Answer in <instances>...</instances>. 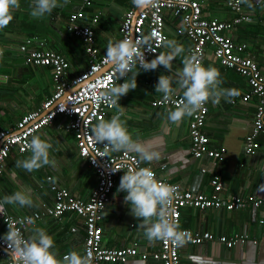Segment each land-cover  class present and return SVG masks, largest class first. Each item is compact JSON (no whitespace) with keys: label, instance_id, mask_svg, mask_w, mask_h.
<instances>
[{"label":"crops","instance_id":"1","mask_svg":"<svg viewBox=\"0 0 264 264\" xmlns=\"http://www.w3.org/2000/svg\"><path fill=\"white\" fill-rule=\"evenodd\" d=\"M111 1L95 0L92 4L93 13L98 12L101 16H106L109 15L108 10L113 9V13L118 16L117 20L121 24L122 14L124 10L132 6V0L131 5H127V7L125 6L126 3L119 6L112 4L111 6ZM257 1L259 2L258 4ZM257 1L250 0L252 7L242 3L243 13L249 15L251 20L234 25L230 30L225 31V34L231 36L235 41L247 43V53L255 58L260 71L264 75V0ZM78 2L80 3L81 0H67L65 5L72 4L75 7ZM61 3L64 4L62 1ZM202 14L207 18L216 17L224 20H230L235 15L227 7L226 0H205ZM166 19L170 28L174 31V25L179 20H174L170 16H166ZM65 21L63 22L65 23ZM106 28L107 30L109 29L107 26ZM98 29L100 30L97 35L100 39L99 42H102L103 46L106 47L104 49L106 51L108 44L103 39L106 36L109 37L106 34L110 32V29L108 31L104 30V28ZM169 29H167V34L169 39H171L173 36ZM174 37L178 39L179 44L182 43L185 50L183 56H186L190 42L184 36L174 34ZM26 38L32 37L27 34L16 35V30L2 32V34L0 32V47L2 48L1 43L16 42L18 50V46ZM36 38L44 41L45 46H47V41L44 38L38 36ZM109 38L112 41V38ZM56 40L58 44L62 43V47L59 44L61 49H58V51L50 49L65 55L70 64V74L74 75L82 71L86 67V56L83 53L84 44L82 40L76 36H74L73 40L69 39L68 36H60V39L57 38ZM248 40L252 41V45H250ZM79 44L82 45L81 52L83 54L76 53L79 52ZM74 48V56L67 57L66 55L70 53L69 50ZM162 49L161 52L168 51L165 47H162ZM82 56L85 57L82 58ZM153 58L155 56L151 59ZM181 60L182 57L174 59L170 72L163 66H158L155 70H141L136 77L137 87L119 100L120 106L116 109L123 113L120 118L125 122V126L130 132L134 143L160 153L159 158L151 163L140 160L141 163L154 169L158 175L168 182L177 183L193 192H203L210 195L212 191L210 179L217 175L223 183L219 195L224 199H228L233 194L240 196L252 194L264 197V191L258 190V186L264 184V138L261 139V146L254 154H246L243 151V139L252 123L256 102L254 97L248 102H243L239 99V96L247 90V82L243 76L232 69L222 66L220 62L212 58L211 54H208L202 62L205 67L211 66L219 70L220 78L223 81L221 84L222 88L236 89L239 93L232 98L235 102H226L222 98L219 103H212L211 101L207 103L208 114L204 131L208 135L211 145L225 147V154L222 160H198L194 158L189 149L188 125L190 117L186 116L179 124H174L167 119L169 110L165 111L151 106V100L162 94L155 91V85L161 74L172 77L174 80V92L182 95V90L175 83V74L177 70L183 67ZM17 61L18 63H16ZM3 64L5 68H11L12 74L8 75L4 67H1L0 110L6 106L11 108L16 103L14 99H11L12 91L15 88L14 83L24 82V78H27L26 84L31 87L33 97L39 93V88L41 89L42 87H44L45 97H48L52 92L53 84L50 83V69L48 70L49 75L46 73V69L34 67L33 65L30 68L35 73L24 70L23 67L26 64L20 52L18 55L11 53V55L3 57L0 66H3ZM74 64H76V67H73ZM41 74L45 75L47 81L39 82L37 76ZM128 78H131V73ZM34 104L35 101L32 99V104L15 119L4 121L0 119V128L14 130L21 116L27 111L36 108ZM113 115L111 113L107 114L104 120L111 119ZM61 121H63V118L58 116L48 128L37 133V136L52 145L50 159L55 161L54 167L46 165L38 173L27 172L22 168H17L16 161L28 157L30 155L29 152L20 154L14 150L6 159L3 174L0 177L1 199L5 195H11L18 190H30V195L34 201V205L31 208L5 205L9 212L28 213L50 205L52 203V193L46 180V176L50 174L54 176L61 186L67 187L74 195L85 198L89 196L91 188L96 182V175L92 168L78 157L73 135L61 128ZM129 152L136 154L139 158L135 151ZM65 153L69 159L66 158ZM74 160L75 163H71ZM202 168H205V171H202ZM12 170L14 171L12 172ZM123 174L124 171H120L115 176L110 202L103 211L101 221L103 245L109 248L136 245L141 250H155L160 241L149 242L146 239L144 229L139 226L141 221L130 214V207L124 203L126 193L117 191ZM5 175L8 178L1 183V178ZM74 220H77V222L74 223ZM80 221L81 219L74 214H67L62 221L42 218L36 220L35 225L29 227L27 235H31L33 227L44 228L55 241L53 251L56 252L58 258H62L63 255L73 250L82 255V239H78L77 233L70 231V227ZM77 225L79 226V224ZM179 226L201 232L210 231L216 236L226 235L229 237L234 234L246 236L243 242L238 241L234 245L229 246L211 240H205L199 244L185 243L182 247H179L181 264H264V206L247 205L238 209L218 206L200 210L187 206L181 209ZM0 264H4L1 259ZM101 264L112 263L103 262ZM120 264L156 263L152 259L142 260L139 256H134L130 257L125 263Z\"/></svg>","mask_w":264,"mask_h":264},{"label":"built area","instance_id":"2","mask_svg":"<svg viewBox=\"0 0 264 264\" xmlns=\"http://www.w3.org/2000/svg\"><path fill=\"white\" fill-rule=\"evenodd\" d=\"M95 0H81L84 6L92 5ZM205 0H147L144 9L136 14L137 7L132 6L124 10L122 22L119 27V40L131 39L137 43L143 37L150 36L151 49L146 45H139V50L149 60L157 56L163 47V41L168 39L165 31V18L170 16L179 20L174 25V33L184 36L190 43L186 56L196 58L200 64L210 53L213 59L220 62L226 68L236 71L247 82V90L239 96L243 102L256 98L255 109L249 131L243 139V151L246 154H254L261 146V138H264V75L259 69L255 58L246 51L247 43L235 41L225 31L243 21H250L251 17L242 11L240 0H226L227 7L235 13L230 20L207 18L202 10ZM257 1V0H256ZM259 2L257 1V4ZM81 11L68 14L65 26L74 36L80 38L84 44L87 66L80 72L71 75L70 64L66 57L45 46L44 41L36 37L26 38L19 46L24 63L33 66H48L50 69L53 90L38 107L29 110L11 130L0 128V177L3 174L5 161L12 151L20 154L28 153V142L33 135L44 131L54 120L61 116V128L73 135L77 146V154L87 166L93 168L96 182L91 188L87 198L74 195L71 190L61 186L53 175H47L48 188L52 193V203L28 213H11L5 206L4 214H0V259L4 264H10V257L5 251L6 243L2 237L7 231L5 219L16 222L24 220V224H17L25 238L27 230L31 226L29 218L36 220L51 218L62 221L67 214L78 216L83 224L85 236L82 241V255L92 254V264L108 262L112 264L125 263L130 257L139 256L142 260L152 259L156 264H181L179 247L170 240H160L158 247L152 251L141 250L136 245H128L117 248H109L103 245L101 225L103 211L110 202V196L115 184V176L120 171H127L129 167H149L141 163L138 156L132 152H112L110 156H104L105 146L95 143L91 134L92 127L107 114L116 115L117 106H109L99 100L102 91L112 84L123 83L126 77L118 79V73L110 63L105 62L106 51L100 54L99 47L94 46V30L89 24L78 22ZM97 15L92 18L91 24L96 22ZM0 62L4 57V50L0 47ZM130 74V73H129ZM128 74V75H129ZM129 77V76H128ZM73 88V89H72ZM183 99V95L174 92L169 100H165L163 94L152 100V106H159L165 110L174 109ZM235 102V100H231ZM208 114L207 103L189 118L190 152L194 158L222 160L225 147H215L210 144V139L204 131L206 116ZM151 168V167H150ZM120 169V170H117ZM152 169V168H151ZM116 170V171H115ZM154 171V169H152ZM205 171V168H202ZM155 172V171H154ZM156 178L176 188L174 199L170 205V217L179 224L181 209L187 206L197 209L208 207H226L228 209L244 208L247 205L255 207L264 206V197L252 194L240 196L230 195L228 199L220 197L223 183L219 176L214 175L210 179L211 194L193 192L181 187L177 183L168 182L156 172ZM42 187V185H40ZM0 200L1 191H0ZM189 234L186 243L199 244L205 240L218 241L226 245H234L238 241L243 242L245 235L233 236L214 235L210 231H195L179 226ZM72 233L77 231L76 225L70 227Z\"/></svg>","mask_w":264,"mask_h":264},{"label":"clouds","instance_id":"3","mask_svg":"<svg viewBox=\"0 0 264 264\" xmlns=\"http://www.w3.org/2000/svg\"><path fill=\"white\" fill-rule=\"evenodd\" d=\"M146 2L147 0H133V3L138 6ZM240 2L252 7L250 0H240ZM63 3L66 4L67 0H63ZM62 6L61 0H31L29 15L33 19H42L57 7ZM19 8L20 0H0V29L9 25L14 18L15 10ZM151 40L152 37L146 36L137 43L127 38L115 42L109 41L105 62L112 65L118 73V79L122 77L126 79L123 83L112 84L102 91L99 95L100 101L119 108L120 98L137 87L136 77L141 70H155L158 66H163L170 72L172 62L177 57H182L183 67L177 70L175 83L182 90L183 99L172 110L160 108L168 111L167 119L170 122L179 124L184 117L192 116L209 101L219 103L223 98L226 102H231L232 98L239 94L236 89L221 87L223 81L218 69L203 66L196 61L195 57L183 56L184 47L175 39L163 41V47L168 49L167 52H160L150 61L146 60L144 53L139 50V45H146L148 49L155 52L151 49ZM129 73H131L130 79L128 78ZM173 82L172 77L161 74L155 85V91L162 93L165 100H169L175 91ZM153 107L159 108V106ZM121 115L123 113L118 112L109 120L100 119L91 129L93 141L105 146L103 157H109L112 152L135 151L140 160L144 162L151 163L158 159L160 155L158 151L134 143L125 122L120 118ZM27 148L30 155L25 159L17 160V168L33 172L46 165L55 166V161L50 159L52 145L40 136L33 135ZM258 190L264 191V184L259 185ZM117 191L126 193L124 203L130 207V214L141 221L139 226L144 229V235L149 242L170 240L177 247H182L187 242L189 234L181 230L179 224L170 217V205L176 188L158 180L150 167H129L127 171H124ZM5 205L31 208L34 201L30 190H18L11 195H5L0 200V214H4ZM5 220L7 231L2 239L6 243L5 251L9 254L10 264H92L90 252L81 255L73 250L63 255L62 258H58L56 252L53 251L55 241L44 228L33 227L31 235L25 238L21 228L17 227V224H24L23 219L15 223L10 219ZM28 223L35 225V218H29Z\"/></svg>","mask_w":264,"mask_h":264},{"label":"trees","instance_id":"4","mask_svg":"<svg viewBox=\"0 0 264 264\" xmlns=\"http://www.w3.org/2000/svg\"><path fill=\"white\" fill-rule=\"evenodd\" d=\"M123 3H126V5H125L126 7H127V5L130 6L131 0H112L111 6H112V4H116L117 6H119ZM30 4H31V0H20V8L18 10H15V12L13 14L14 18L9 23V25L3 29H0L1 34H2V32L4 33L6 31L16 30V35L27 34L33 38L38 36V37L44 38L47 41V47L58 51V49H55L54 46L58 44L56 42L57 41L56 39L57 38L60 39V35L61 36H68L69 39H71V40L74 39L73 34L67 30L66 26L64 25L65 23L63 21L66 20L69 13L76 12L79 10L82 12V14L79 17L78 22L82 23L83 25L84 24L91 25V27L94 30V35H95L94 46L99 47L100 54L105 52L104 49H106V47L103 46L102 42H99L100 39L98 38L97 35L100 33V30L98 28H102V29L104 28V30H106V31H108L109 29L110 30H116L117 36L115 37L114 41L113 40L112 41L113 42L119 41L118 30H119L120 22L117 20L118 16L113 13V9L108 10L109 11L108 17L107 16H101L100 14H98V12L93 13L92 5L83 6L81 2L80 3L78 2V3H76L75 7H73L72 4H70V5L63 4L62 7H57L56 9H54L51 12V14L46 15V17H47L46 19H43V18L42 19H33L29 15ZM96 15H97L96 22L91 24L90 22L92 21V18L95 17ZM106 26L109 27L108 30H107ZM169 28H170V25H169L167 19L165 18V31L167 32V29H169ZM168 39H169V37H168ZM78 47H79V52H76V53L77 54L82 53L81 52L82 51V45L79 44ZM74 50H75V48L69 50L70 53L67 54L66 56L67 57L74 56L73 55ZM85 59H86V57H85ZM31 66L32 65L26 64L23 67V69L29 70L33 73L34 70L31 69L32 68ZM34 67H39V68L44 69V70L46 69L47 70L46 73L49 75V73H48L49 67L48 66H34ZM26 79L27 78L23 79V80H25L24 82H26ZM50 83H52L51 78H50ZM44 93H45L44 87H42L41 89L39 88V93L33 97V101H35V104H34L35 107H38L40 105V103L46 98ZM159 108H161V107H159ZM261 139H263V138H261ZM92 170H93V168H92ZM74 221H75L74 223L77 222V220H74ZM77 224H79L80 227ZM77 224H76L77 231L74 233H77L76 234L77 238L82 239V241H83L84 236H85V231H84L82 221H80Z\"/></svg>","mask_w":264,"mask_h":264},{"label":"rangeland","instance_id":"5","mask_svg":"<svg viewBox=\"0 0 264 264\" xmlns=\"http://www.w3.org/2000/svg\"><path fill=\"white\" fill-rule=\"evenodd\" d=\"M62 2H63V0H61ZM74 2V1H73ZM107 17H108V15H106ZM46 17H44L43 19H45ZM119 20H120V18H119ZM108 25V24H107ZM169 32L172 34V36L173 37H171V39H175L176 41L178 40V39H176L175 37H174V31H172V29L170 28L169 29ZM174 33V34H173ZM106 35H108L109 37H112V40L114 41V39H115V37L117 36L116 35V30H110V32L108 33V34H106ZM105 35V36H106ZM61 36V35H60ZM109 37H107L106 36V38H104L103 40H104V42H106L107 44L109 43V41H111L110 40V38ZM249 42H250V45H252L251 44V40H248ZM178 43H180L179 41H177ZM60 44V47H62L61 46V44L62 43H59ZM59 44H57V45H55L54 46V48L55 49H61L60 47H59ZM181 45H182V43H181ZM1 46H2V49L4 50V57H6V56H8V55H11V53H13L14 55H18V53H19V49L17 50V47H16V42H12V43H7V42H5V43H1ZM163 50V49H162ZM210 54V53H209ZM212 56V55H211ZM15 57V56H14ZM8 58V57H7ZM7 58H6V60H7ZM16 58V57H15ZM82 58H84L83 56H82ZM179 58V57H178ZM213 58V57H212ZM17 59V58H16ZM18 60V59H17ZM86 60V59H85ZM16 63H18V61L16 62ZM76 64H74L73 65V67H76L75 66ZM5 65L3 64V66H0V71L2 70V68L1 67H4ZM8 67V66H7ZM4 69L6 70V72H7V74L8 75H10V74H12V71H11V68L10 67H8V69L7 68H5L4 67ZM38 78H39V82H45V81H47V79H45L46 77H45V75L44 74H41V75H38L37 76ZM32 81H34V80H32ZM14 85H15V88L13 89V91H12V95H11V99H14V101L16 102V103H14V105L10 108V107H5L4 109L2 108L1 110H0V119L2 120V121H4V120H10V119H15V118H17L19 115H21L22 114V112L28 107V106H30L31 104H32V99H33V95H32V90H31V87L30 86H28L27 84H26V82H15L14 83ZM148 94H150L149 92H147ZM28 112V111H27ZM26 112V113H27ZM25 114V113H24ZM24 114L21 116V118L24 116ZM48 128V127H47ZM65 155L67 156L66 158L67 159H69V157H68V155L65 153ZM76 161H78V160H76ZM71 163H75V160L74 161H71ZM16 170V169H15ZM40 170V169H39ZM39 170H36V171H33L34 173H38V171ZM14 170H12V172H13ZM10 176V175H9ZM21 177V176H20ZM7 175H5L4 177H2L1 178V183L2 182H4L5 180H7ZM82 184H84V183H82ZM67 185H69L68 183H67ZM18 211V210H17ZM115 234V233H114Z\"/></svg>","mask_w":264,"mask_h":264},{"label":"water","instance_id":"6","mask_svg":"<svg viewBox=\"0 0 264 264\" xmlns=\"http://www.w3.org/2000/svg\"><path fill=\"white\" fill-rule=\"evenodd\" d=\"M146 5H147V2L145 3V4H143V5H137V7H136V9H135V11H134V14H136L137 12H139L140 10H142V9H144L145 7H146ZM73 89V88H72Z\"/></svg>","mask_w":264,"mask_h":264}]
</instances>
